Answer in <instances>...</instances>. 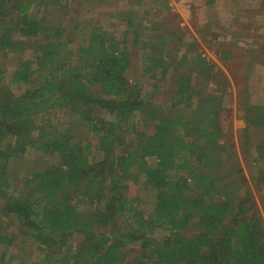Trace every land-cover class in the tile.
Instances as JSON below:
<instances>
[{"label": "trees", "instance_id": "16d2710c", "mask_svg": "<svg viewBox=\"0 0 264 264\" xmlns=\"http://www.w3.org/2000/svg\"><path fill=\"white\" fill-rule=\"evenodd\" d=\"M39 1L0 0V47L17 57L11 70L0 62V216L20 231L9 234L0 221V246L18 240L23 253L34 251L31 264H264V138L252 150L250 137L264 132V106L246 107L244 154L235 142L231 151L221 123L228 89L202 52L187 45L180 58L178 47L168 52L169 36H153L145 75L160 80L185 67L165 104L177 115L165 116L163 104L127 80V39L91 21L74 45V31L39 16ZM155 4L172 11L169 0ZM132 33L150 45L135 26ZM59 112L70 122L54 125ZM77 128L90 139L78 140ZM11 135L16 140L2 145ZM31 147L60 163L27 177L24 192L11 162ZM143 176L155 192L150 213L128 196L129 182Z\"/></svg>", "mask_w": 264, "mask_h": 264}, {"label": "rangeland", "instance_id": "374dc122", "mask_svg": "<svg viewBox=\"0 0 264 264\" xmlns=\"http://www.w3.org/2000/svg\"><path fill=\"white\" fill-rule=\"evenodd\" d=\"M138 1L40 0L38 11L39 16H43L47 22L63 24L69 31H74L71 35L74 45L80 42L81 30H84L91 21L94 25L109 31L112 37L121 41L127 39V45L133 57V65L127 72V80L129 84L141 86L144 98L151 99L158 106L163 104L165 116L177 115V110L169 111L165 104L169 101L170 91L178 85L179 73L184 71L185 67L181 63L177 69L175 68L176 71H168L160 80L151 79L145 75L142 60L144 55H153L154 50L151 44L153 36L159 33L169 36L171 39H169L168 52L176 55L178 54L176 47H178L180 58L186 54L187 45L192 46L195 52H202L214 63L213 71L215 75H218L216 77L223 82L226 90L228 89V94L225 96L226 110L221 115L223 141L228 144L231 151H234L232 147L234 142L237 143L238 152L241 155L244 154L240 147V137L246 127L243 120L246 107L248 105L264 106V71L259 73L254 66L257 62L264 63V50L258 52V49H264V0H169L171 12L161 9V5H156L155 0H141V3ZM257 19L260 21L257 22ZM243 20L251 26L255 24V21L263 25L247 36V40H252L253 42L250 43H254L255 46L238 44L240 42L237 40L241 39L239 34L242 33L240 26ZM2 26L0 24V45L1 37L5 32ZM133 26L140 33L138 37L140 41L150 43L148 47L142 48L141 43L137 42L135 34L132 33ZM13 37L15 39V36ZM12 50L11 47L4 50L0 47V62L7 61L10 70L16 61L14 60L16 54ZM23 54L29 56L30 51H25ZM225 57L228 59L227 64L221 61ZM198 82H201L199 87L203 89L205 81H197V84ZM51 118L54 125H65L70 122L69 118L61 112ZM153 128V125L148 126L147 131L152 132ZM73 132L82 142L88 141L92 136L78 128ZM250 137L253 150L264 138V132L259 129L250 131ZM14 140L16 137L11 135L10 138L2 139L1 143L5 145ZM254 157L255 155L251 157L249 164H253ZM59 163L58 157L49 156L31 147L24 156L13 158L10 171L15 180V186L21 191L29 192L27 177L31 178L33 173L45 171ZM149 163L155 165V159H150ZM249 164L244 163V166L249 167ZM261 165L254 164V167L257 169ZM247 172L249 173L248 169ZM129 183L128 196L141 198L140 207L148 213L152 212L155 192L145 186L144 176L140 178V182ZM0 221L5 225L3 230L9 234L20 232L18 223L16 224L12 218L6 220L4 216H0ZM21 248L18 240L12 248L0 246V261L1 257L14 255L17 264H31L34 251L29 248L30 255H28L23 253Z\"/></svg>", "mask_w": 264, "mask_h": 264}, {"label": "crops", "instance_id": "0c3cea01", "mask_svg": "<svg viewBox=\"0 0 264 264\" xmlns=\"http://www.w3.org/2000/svg\"><path fill=\"white\" fill-rule=\"evenodd\" d=\"M258 20V19H257ZM260 21V19L257 21V22H259ZM247 22V21H246ZM244 20H243V22H242V25L240 26V28H241V30H242V33H240L239 35H240V37H241V41L240 40H237V41H239L240 43H238V44H240V45H245V46H248V45H250V44H252V46H255V44L254 43H250V42H253L252 40H247L248 38H247V36H248V34L249 33H251V32H255V29H256V31L258 30V29H260L261 27L260 26H263L261 23H257L256 21H255V24L253 23V25L251 26L250 24H248V23H246ZM240 23V22H239ZM246 29H247V31H246ZM250 30V31H249ZM253 34V33H252ZM243 36V37H242ZM244 38V39H243ZM262 40V39H261ZM259 51L258 52H260V51H263L264 49H258ZM264 53V52H263ZM254 66H255V69L260 73L261 71H264V63L263 62H257V64H254Z\"/></svg>", "mask_w": 264, "mask_h": 264}]
</instances>
